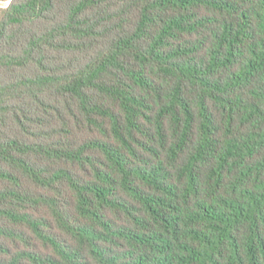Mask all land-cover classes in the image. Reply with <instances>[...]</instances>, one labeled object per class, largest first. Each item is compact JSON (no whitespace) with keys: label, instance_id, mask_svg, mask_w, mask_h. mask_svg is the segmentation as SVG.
Returning <instances> with one entry per match:
<instances>
[{"label":"trees","instance_id":"16d2710c","mask_svg":"<svg viewBox=\"0 0 264 264\" xmlns=\"http://www.w3.org/2000/svg\"><path fill=\"white\" fill-rule=\"evenodd\" d=\"M0 264H264V0H0Z\"/></svg>","mask_w":264,"mask_h":264},{"label":"rangeland","instance_id":"374dc122","mask_svg":"<svg viewBox=\"0 0 264 264\" xmlns=\"http://www.w3.org/2000/svg\"><path fill=\"white\" fill-rule=\"evenodd\" d=\"M7 3H8V1L1 2V3H0V6H2V5H6Z\"/></svg>","mask_w":264,"mask_h":264}]
</instances>
